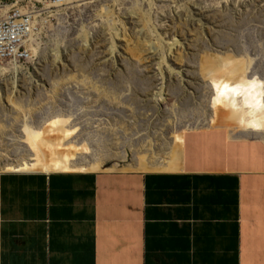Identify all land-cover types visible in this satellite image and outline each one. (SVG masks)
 Returning a JSON list of instances; mask_svg holds the SVG:
<instances>
[{
    "label": "rangeland",
    "instance_id": "1",
    "mask_svg": "<svg viewBox=\"0 0 264 264\" xmlns=\"http://www.w3.org/2000/svg\"><path fill=\"white\" fill-rule=\"evenodd\" d=\"M51 16L32 65L0 63V172L158 171L191 132L264 140V0H108Z\"/></svg>",
    "mask_w": 264,
    "mask_h": 264
},
{
    "label": "crops",
    "instance_id": "2",
    "mask_svg": "<svg viewBox=\"0 0 264 264\" xmlns=\"http://www.w3.org/2000/svg\"><path fill=\"white\" fill-rule=\"evenodd\" d=\"M208 130L163 170L0 172V264H264V140Z\"/></svg>",
    "mask_w": 264,
    "mask_h": 264
},
{
    "label": "built area",
    "instance_id": "3",
    "mask_svg": "<svg viewBox=\"0 0 264 264\" xmlns=\"http://www.w3.org/2000/svg\"><path fill=\"white\" fill-rule=\"evenodd\" d=\"M107 1L14 0L9 7L0 4V63L32 65L40 51L43 26L52 20V11Z\"/></svg>",
    "mask_w": 264,
    "mask_h": 264
},
{
    "label": "bare ground",
    "instance_id": "4",
    "mask_svg": "<svg viewBox=\"0 0 264 264\" xmlns=\"http://www.w3.org/2000/svg\"><path fill=\"white\" fill-rule=\"evenodd\" d=\"M112 23V22H111ZM109 23V24H111ZM112 31V36L114 39H117L121 36L120 31L117 29L115 22H113V27H110ZM48 172V169H45Z\"/></svg>",
    "mask_w": 264,
    "mask_h": 264
},
{
    "label": "snow or ice",
    "instance_id": "5",
    "mask_svg": "<svg viewBox=\"0 0 264 264\" xmlns=\"http://www.w3.org/2000/svg\"><path fill=\"white\" fill-rule=\"evenodd\" d=\"M226 87V86H225Z\"/></svg>",
    "mask_w": 264,
    "mask_h": 264
}]
</instances>
